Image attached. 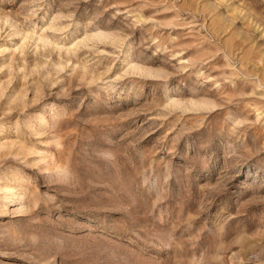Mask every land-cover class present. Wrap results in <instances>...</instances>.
Listing matches in <instances>:
<instances>
[{
	"label": "rangeland",
	"instance_id": "374dc122",
	"mask_svg": "<svg viewBox=\"0 0 264 264\" xmlns=\"http://www.w3.org/2000/svg\"><path fill=\"white\" fill-rule=\"evenodd\" d=\"M0 264H264V0H0Z\"/></svg>",
	"mask_w": 264,
	"mask_h": 264
}]
</instances>
